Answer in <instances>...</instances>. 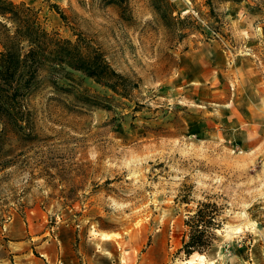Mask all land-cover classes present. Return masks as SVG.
<instances>
[{
    "label": "rangeland",
    "instance_id": "374dc122",
    "mask_svg": "<svg viewBox=\"0 0 264 264\" xmlns=\"http://www.w3.org/2000/svg\"><path fill=\"white\" fill-rule=\"evenodd\" d=\"M11 1L133 86L116 95L47 69L29 128L0 123V264L52 262L29 230L69 238L68 264H264V85L250 93L234 75L264 54V0H169V26L149 0ZM202 202L220 208L221 227L185 258L184 221ZM15 222L25 238L8 236Z\"/></svg>",
    "mask_w": 264,
    "mask_h": 264
},
{
    "label": "trees",
    "instance_id": "16d2710c",
    "mask_svg": "<svg viewBox=\"0 0 264 264\" xmlns=\"http://www.w3.org/2000/svg\"><path fill=\"white\" fill-rule=\"evenodd\" d=\"M106 5L123 0H103ZM165 26L175 18L169 13V0H149ZM62 19L57 6L51 5ZM0 123L2 132H23L29 128L27 100L38 86L43 71L79 72L107 87L116 95H127L131 82L117 73L102 53L79 37L75 42L48 32L38 11L24 3L0 0ZM220 208L202 202L194 214L184 221L185 232L177 254L185 258L207 253L220 229Z\"/></svg>",
    "mask_w": 264,
    "mask_h": 264
},
{
    "label": "crops",
    "instance_id": "0c3cea01",
    "mask_svg": "<svg viewBox=\"0 0 264 264\" xmlns=\"http://www.w3.org/2000/svg\"><path fill=\"white\" fill-rule=\"evenodd\" d=\"M257 54H259L260 56H257L256 59H260V61H259V63H256V61L253 62L252 66L254 67V71L252 68V70H249V73L245 72V74H243L238 69L234 70V75H236V79L238 80V82H239V79L241 80V78H242L241 75H244L246 77V83L249 84L250 93H252L253 91L254 92L259 91L258 86L259 87L262 86V84H260V82L263 83V85H264V54L261 51L257 52ZM182 64L184 66V59H182ZM205 77H206V74L201 75L200 78L203 81H200V82L196 81V82H193V84H197V83L204 84V82H205L204 78ZM239 77H241V78H239ZM182 89H184V86L182 87ZM262 91H264V89ZM261 98H262V100H264V97H261ZM243 109H246L251 115H259L258 113H255L254 109L249 107V106H246ZM7 226H8V234H9L8 236L10 238L19 240V239L26 237L27 231L24 229V227L22 226V224L20 222H15V223L9 224ZM61 233L62 232H60V234H59V236H60L59 239H57L56 236L53 235L54 241L49 242L46 239L45 231L44 232L42 230L39 232H32L31 230L28 231V235L31 237L30 240H32L33 238L39 239L40 243L38 244L37 248L44 250V252L50 257V259L52 261L51 263H53V264H68L69 261L66 258L65 259L63 258L62 251L64 250L66 252V254H68V248L70 246V243L68 244L66 242L69 240V238L65 237V239H63L64 237L61 235ZM30 240H29V242H30ZM16 243H22V242L19 241ZM41 256H42V259H38V261H31V262L33 264H51L44 255L41 254ZM20 264H28V263L20 260Z\"/></svg>",
    "mask_w": 264,
    "mask_h": 264
}]
</instances>
